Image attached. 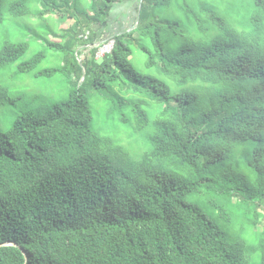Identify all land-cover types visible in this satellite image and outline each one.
<instances>
[{
  "label": "trees",
  "instance_id": "16d2710c",
  "mask_svg": "<svg viewBox=\"0 0 264 264\" xmlns=\"http://www.w3.org/2000/svg\"><path fill=\"white\" fill-rule=\"evenodd\" d=\"M5 1L13 15L41 18L69 2L0 0V22ZM125 1L136 3L134 22L110 32L111 51L96 58L93 44ZM83 14L72 40L51 45L75 67L68 97L0 131V244H17L0 247V264H246L254 253L264 264V0H90ZM28 47L5 40L0 67ZM135 49L167 80L140 73ZM87 85L120 124L145 132L135 147L146 150L98 128ZM129 92L160 105L156 116ZM0 102H10L2 82ZM239 206L253 245L234 228Z\"/></svg>",
  "mask_w": 264,
  "mask_h": 264
},
{
  "label": "rangeland",
  "instance_id": "374dc122",
  "mask_svg": "<svg viewBox=\"0 0 264 264\" xmlns=\"http://www.w3.org/2000/svg\"><path fill=\"white\" fill-rule=\"evenodd\" d=\"M56 1V0H55ZM90 0H69L68 4H63V7L57 3L54 7V11L45 15L44 18L38 17L35 12L24 14L22 16H16L10 13L7 1L2 7V21L0 22V48L5 40H11L15 42H27L29 47L24 56L16 63L7 65L6 67H0V82L8 87L10 102H0V131H6L10 128L12 122L21 113L26 111H34L41 113L43 109L52 105L55 101H60L68 97L71 89L75 86L76 78L74 76L75 67L72 64L65 67V57L62 51H57L51 45L54 42H66L72 40L73 33H76L80 28V24L77 22V18L83 19V10ZM39 8L42 7L41 3L36 4ZM130 3L117 2L114 4L112 13L109 17L110 31L117 32L125 27H130L135 19V8L130 9ZM76 6V7H75ZM132 7V6H131ZM128 11L129 22H124V16L122 14ZM72 13L70 17L69 13ZM68 13V14H67ZM77 17V18H76ZM73 32V33H72ZM112 33L105 32L102 37L93 46L99 45L96 58H100L101 51L109 47L112 43L110 37ZM86 36H90L88 28L83 27L82 33L79 38L85 41L83 48L92 45H88L86 42ZM111 47V46H110ZM109 47V48H110ZM81 48V47H80ZM79 48V49H80ZM45 51L46 55L41 62L35 67L32 72L18 73L17 65L25 60L30 59L39 51ZM83 55H79L81 60ZM88 55V54H87ZM147 54L141 49H135L131 56V61L135 68L142 74H155L163 80H167L166 76L157 74L155 68H150L146 65ZM48 69H57L58 71L50 76H36L37 72H43ZM70 70V73H69ZM89 82V79L86 83ZM172 83V82H171ZM174 89L176 85L172 83ZM123 88L120 87L119 92ZM124 90H126L124 88ZM86 92L89 95L92 107L94 109V120L103 132H108L124 142L126 148L130 151L142 152L147 147H135L144 143L145 132H137L134 129L133 124H120L117 117L112 113H109L107 108L108 98L107 96L87 85ZM123 94V93H122ZM129 96H135L139 99H143L150 104V110L153 115L156 116L157 109L160 105L155 104L152 100L146 97L142 98L137 93L129 92ZM218 180L209 185H218ZM189 200H194L191 195L187 197ZM246 206H239L237 214L234 218V228L249 240L251 245L255 244L257 238L252 225L245 219V213L247 211ZM258 212L261 214L260 223L256 228L262 230L264 228V206H257ZM252 216V214H250ZM240 233V232H239ZM246 264H259L258 253L250 255Z\"/></svg>",
  "mask_w": 264,
  "mask_h": 264
},
{
  "label": "crops",
  "instance_id": "0c3cea01",
  "mask_svg": "<svg viewBox=\"0 0 264 264\" xmlns=\"http://www.w3.org/2000/svg\"><path fill=\"white\" fill-rule=\"evenodd\" d=\"M126 2V1H125ZM129 2H127V4H128ZM132 6V7H131ZM136 7V3H132L131 5H130V9H132V8H135ZM129 14H130V12H128V11H125L123 14H122V16H124V23L123 24H125L126 22H129ZM110 28H111V25H109V27H107L106 29H105V32L107 31V32H111L110 31Z\"/></svg>",
  "mask_w": 264,
  "mask_h": 264
},
{
  "label": "built area",
  "instance_id": "2783aa9c",
  "mask_svg": "<svg viewBox=\"0 0 264 264\" xmlns=\"http://www.w3.org/2000/svg\"><path fill=\"white\" fill-rule=\"evenodd\" d=\"M86 38H87V36H86ZM113 45H114V41H112V43H110V45H109V47L111 46L110 48L108 46H106V48L101 51V56H103L106 52H110Z\"/></svg>",
  "mask_w": 264,
  "mask_h": 264
},
{
  "label": "water",
  "instance_id": "95a60500",
  "mask_svg": "<svg viewBox=\"0 0 264 264\" xmlns=\"http://www.w3.org/2000/svg\"><path fill=\"white\" fill-rule=\"evenodd\" d=\"M5 245H17L16 243H14V242H4V243H1L0 244V247L1 246H5ZM22 252L24 253V255L27 257V254H26V252L22 249Z\"/></svg>",
  "mask_w": 264,
  "mask_h": 264
}]
</instances>
